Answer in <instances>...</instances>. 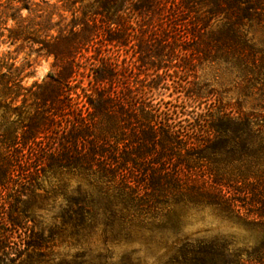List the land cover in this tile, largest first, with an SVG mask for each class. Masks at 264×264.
<instances>
[{"label": "trees", "instance_id": "trees-1", "mask_svg": "<svg viewBox=\"0 0 264 264\" xmlns=\"http://www.w3.org/2000/svg\"><path fill=\"white\" fill-rule=\"evenodd\" d=\"M6 39L54 71L26 85L0 53V264H45L54 242L93 236L107 260L192 210L244 236L185 240L168 264H264V0H0ZM202 64L231 87L197 82ZM168 77L181 102L155 97ZM50 199L47 225L31 204Z\"/></svg>", "mask_w": 264, "mask_h": 264}, {"label": "rangeland", "instance_id": "rangeland-1", "mask_svg": "<svg viewBox=\"0 0 264 264\" xmlns=\"http://www.w3.org/2000/svg\"><path fill=\"white\" fill-rule=\"evenodd\" d=\"M55 1V0H53ZM23 16H28L24 10ZM33 16V15H32ZM31 16V17H32ZM52 20L58 21L59 17L54 14ZM69 20V16L66 21ZM57 27L52 29L51 33L56 34ZM262 34L257 33V37L261 38ZM38 45L22 43L20 41L10 44L9 40H0V53L10 52V55L15 58L17 66H24L23 74L24 84L30 85L33 82H41L44 80L48 73L54 71L53 57L47 55L43 50H38ZM122 57H130L131 51L122 50ZM197 82H212L221 81L225 83L226 88L231 85L226 84V76L221 72L222 68L216 66L210 67L207 64L196 66ZM172 73V71H171ZM87 79V78H86ZM172 77L166 78L168 88L159 87L155 93V97L169 101L172 103L181 102L184 98V92L179 93L173 87ZM218 79V80H216ZM232 94V93H231ZM179 96V98H178ZM190 106H195L196 112L203 110V106L197 103H189ZM194 108V107H193ZM189 110V109H188ZM183 118V117H182ZM58 199L57 201H59ZM32 210L38 217H42L44 223L50 225L52 223V215L55 211L52 209V200L41 203L39 200L31 204ZM180 224L174 230H166L162 234H158L157 238H149L146 235L137 234L129 242H121L118 244H111L108 248L110 256L107 260H100L95 258L98 253L103 252L105 249L102 240L98 236H93L88 242L69 244L66 242L56 241L48 249V256L45 257V264H65L70 263L79 256L86 264H119L120 261L136 253L138 264H168L171 248L175 244H179L185 240L195 241L203 238H211L218 234H235L239 239H242L244 234L239 228L230 227L231 224L221 220L215 213L209 210L203 211H187L180 213ZM79 257V258H80Z\"/></svg>", "mask_w": 264, "mask_h": 264}]
</instances>
